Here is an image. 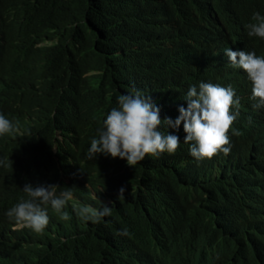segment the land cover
<instances>
[{
    "label": "trees",
    "instance_id": "obj_1",
    "mask_svg": "<svg viewBox=\"0 0 264 264\" xmlns=\"http://www.w3.org/2000/svg\"><path fill=\"white\" fill-rule=\"evenodd\" d=\"M254 13L264 0H0V114L17 128L0 136V264H264V108L222 55L237 44L264 56L245 27ZM200 82L240 100L230 154L198 163L181 124L173 155L134 168L87 158L119 95L152 96L175 120ZM27 183L75 186L69 219L49 207L42 233L15 229L5 213ZM103 203L99 224L74 211Z\"/></svg>",
    "mask_w": 264,
    "mask_h": 264
},
{
    "label": "clouds",
    "instance_id": "obj_2",
    "mask_svg": "<svg viewBox=\"0 0 264 264\" xmlns=\"http://www.w3.org/2000/svg\"><path fill=\"white\" fill-rule=\"evenodd\" d=\"M249 37L264 40V14L254 13L252 22L246 26ZM231 48L223 49L222 55L228 59L229 66L246 74L251 82V97L254 108H264V56H257L252 50L242 45L230 44ZM208 51L205 49L197 63L207 66ZM186 107H178V117L161 119V109L152 96H145L137 90L117 97L116 106L112 107L91 139L86 156L89 160L99 155L126 161L127 166L134 168L145 158L160 157L163 154L173 155L180 146L179 131L181 124L185 133L183 143L190 145L189 154L198 163L205 159L231 153L232 146L228 135L236 118L239 116L240 100L235 91L212 82H200L198 87L191 86L182 99ZM236 108L233 113L232 109ZM16 126L0 114V136L15 133ZM172 130V131H170ZM264 140V133L262 135ZM9 161H0L8 166ZM80 173H82L80 171ZM75 186L60 188L57 185L25 184V194L19 202L7 210L8 220L19 228H26L34 233H42L49 224L48 209L59 214L60 219L68 220V213L63 211L73 198ZM125 188L119 189L118 199H124ZM77 217L83 222L99 224L103 218L112 215V208L103 203L102 208L81 205L74 209ZM119 235L127 236L124 228Z\"/></svg>",
    "mask_w": 264,
    "mask_h": 264
}]
</instances>
